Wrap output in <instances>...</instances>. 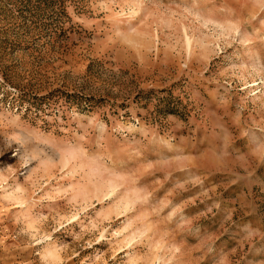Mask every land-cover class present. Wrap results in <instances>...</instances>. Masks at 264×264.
<instances>
[{
	"label": "rangeland",
	"instance_id": "obj_1",
	"mask_svg": "<svg viewBox=\"0 0 264 264\" xmlns=\"http://www.w3.org/2000/svg\"><path fill=\"white\" fill-rule=\"evenodd\" d=\"M0 264H264V0H0Z\"/></svg>",
	"mask_w": 264,
	"mask_h": 264
},
{
	"label": "crops",
	"instance_id": "obj_2",
	"mask_svg": "<svg viewBox=\"0 0 264 264\" xmlns=\"http://www.w3.org/2000/svg\"><path fill=\"white\" fill-rule=\"evenodd\" d=\"M5 260V256L3 254L0 255V263L1 261L3 262Z\"/></svg>",
	"mask_w": 264,
	"mask_h": 264
}]
</instances>
